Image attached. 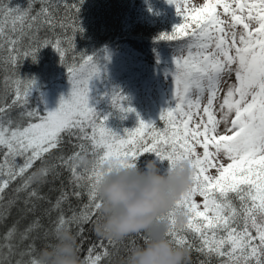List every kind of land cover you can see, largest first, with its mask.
Wrapping results in <instances>:
<instances>
[{
  "label": "snow or ice",
  "instance_id": "6c2138e0",
  "mask_svg": "<svg viewBox=\"0 0 264 264\" xmlns=\"http://www.w3.org/2000/svg\"><path fill=\"white\" fill-rule=\"evenodd\" d=\"M35 2L27 0V7L10 8L9 0L6 4L0 0V15L14 17L12 34L0 29V50L9 53L6 62L13 74L5 80V95L0 97V199L17 179L21 183L16 192L29 189L35 171L28 173L37 161L42 178L50 172L58 176V167L66 169L76 189L72 194L81 197L85 194L81 189L85 190L88 203L67 218L61 213L56 228L76 225L75 235L83 243L84 225L93 223L98 215L95 185L105 172L134 167L145 154L168 165L186 161L192 170L191 184L176 203L186 222L179 230L170 227L169 239L209 260L216 257L219 264H264V0H204L200 5L166 0L183 22L157 39L186 37L179 55L173 56L170 73L175 106L161 110L162 131L137 114V126L124 129L123 135L106 127L108 117L99 116L89 105V82L100 74L94 57L82 53L78 63L68 65V49L59 39H31L44 25L55 27L50 8L53 0H40L41 8L33 14ZM73 8L79 13L78 6ZM73 31L83 29L76 25ZM71 44L74 51V40ZM46 46L58 53L67 68L70 90L56 109L41 114L29 107L35 79H21L17 73L25 58L35 62L38 50ZM126 99L113 91L110 103L122 113L134 112L124 106ZM13 110H18L15 118ZM65 144L73 151L56 156L58 164L49 163L47 157L62 152ZM82 154L93 158L91 168L77 164ZM29 196L37 197V192L32 190ZM67 199L68 194L61 192L54 208L61 209ZM171 218L170 212L161 219L171 225ZM33 226L21 235L22 240ZM133 236L146 238L143 233ZM98 241L88 248L83 264H104L113 256L109 249L122 240L98 237ZM0 264H5L4 259ZM28 264H37L36 258Z\"/></svg>",
  "mask_w": 264,
  "mask_h": 264
},
{
  "label": "trees",
  "instance_id": "16d2710c",
  "mask_svg": "<svg viewBox=\"0 0 264 264\" xmlns=\"http://www.w3.org/2000/svg\"><path fill=\"white\" fill-rule=\"evenodd\" d=\"M3 2L6 4L8 0ZM73 5L79 7V13L75 11ZM8 6L24 8L27 7V0H9ZM40 8V0H36L33 14ZM50 8L55 27L46 24L40 29L38 36L33 32L31 39L36 41L48 39L53 42L59 39L63 47L68 49V65L78 63L82 53L94 57L100 67V74L90 81L89 105L101 117L107 112L106 127L118 135H123L124 129L131 130L130 127L137 125L138 114L141 120L153 122L157 130L162 131L165 122L159 119L155 111L144 110L141 100L147 93L145 88L154 84L153 75L157 74L156 80L163 82L161 77L167 68L166 60L169 59L170 52L179 48L186 39V37L173 41L157 39L161 33L171 32L170 18L177 15L175 7L166 0H83L81 4L79 0H53ZM13 21L14 17L11 15L7 17L0 15V29L12 34ZM60 24L64 27H60ZM76 25H80L83 31L74 33L73 28ZM16 31L19 32L18 21ZM73 40L74 51L71 44ZM28 43L29 40L26 38L22 46L26 48ZM166 47L171 50L164 51ZM8 55L6 50H0V97L5 95V80L13 75L11 67L6 62ZM17 75L21 79H35V85L28 97L29 107L37 109L41 114L47 111L49 103L59 102L64 93L70 90L67 68L51 46L40 48L36 53L35 62L30 57L25 58L19 65ZM113 91L127 97L123 102L124 106H130L135 111L122 113L114 108L110 103ZM7 102L10 103V99ZM17 112L18 110H13L11 113L13 118L17 116ZM73 143L76 141L73 140ZM72 151V146L65 144L62 152L56 151L53 156L47 157V160L49 163L58 164L56 156L61 154L66 156ZM89 157L91 158L90 155ZM152 158L153 155L145 154V157L139 158V162L142 165L145 159ZM17 162H21V159L17 158ZM166 164V161L161 162V167ZM40 167L41 164L37 161L28 174ZM56 171L59 173L58 176L54 177L50 172L42 180L33 182L27 191L16 192L21 183L17 179L3 192V198L0 199V259H4L5 264H17L18 261L28 264L31 259L37 257L41 248L51 243L52 232L61 213L67 218L72 215L73 210L79 212L82 206L88 203L85 190L81 189L85 193L81 197L72 194L76 189L70 184V173L62 167H58ZM32 190L37 192V197L29 196ZM61 192L67 193L68 199L62 202L61 209L58 210L54 205ZM25 201H28L27 204ZM94 222L84 225L83 243L77 238L81 260L87 256V250L92 243L99 244ZM30 226H33L32 230L27 238L22 240L21 235ZM68 227L76 233V225ZM13 228L15 231L6 240L5 237ZM143 240L142 236H130L116 242L109 249L113 252L112 258L106 259L104 264H113L115 258L123 257L132 248L133 241L137 245L143 243ZM116 249H119L118 254ZM189 260L190 264H219L218 258L212 257L209 260L195 250L190 251Z\"/></svg>",
  "mask_w": 264,
  "mask_h": 264
},
{
  "label": "clouds",
  "instance_id": "9594fccd",
  "mask_svg": "<svg viewBox=\"0 0 264 264\" xmlns=\"http://www.w3.org/2000/svg\"><path fill=\"white\" fill-rule=\"evenodd\" d=\"M93 158L82 154L77 164L91 168ZM192 170L186 161L161 167L156 157L138 161L134 167L114 168L105 172L95 185L100 202L94 231L98 237L123 240L143 233V243L117 257L113 264H190V251L175 245L168 237L170 227L181 229L186 222L176 203L191 184ZM42 180L40 171L32 176ZM172 213L171 225L162 220ZM37 264H83L78 254L77 237L66 226L53 230L50 244L37 253Z\"/></svg>",
  "mask_w": 264,
  "mask_h": 264
},
{
  "label": "rangeland",
  "instance_id": "374dc122",
  "mask_svg": "<svg viewBox=\"0 0 264 264\" xmlns=\"http://www.w3.org/2000/svg\"><path fill=\"white\" fill-rule=\"evenodd\" d=\"M195 3L196 5H200L202 3H204V0H187V3L191 4V3ZM183 22V17L182 16H178V15H174L173 18H170V29L172 31L173 26ZM171 49L166 47L164 51L169 52ZM170 56L169 59L166 60V70L164 71V75H162V80L163 82H159V80L157 81V74L153 75L152 77H155L154 80V84L153 86L148 85L145 89V91L147 92L146 95L143 96L141 103H142V108L144 110L148 109V110H153L155 111L156 115L160 116L161 110L169 108V107H174L175 106V99L173 97V81H172V76L170 75L171 71L173 70V56L175 55H179L178 52V48L175 50H172L170 52ZM166 73H168L166 75ZM161 80V79H160ZM90 85V82H89ZM92 86V85H91ZM93 93L94 90L92 88ZM64 93V92H63ZM69 92L64 93L63 97H67ZM222 96V93H221ZM204 102L206 103V97ZM58 106V102H54V103H49L48 104V108L47 111H52L54 109H56V107ZM155 109V110H154ZM107 112L102 114L103 116H106ZM155 116V115H154ZM124 125H126V123H123ZM137 125H133V127L130 128H134ZM202 198L200 197H196L197 201H200Z\"/></svg>",
  "mask_w": 264,
  "mask_h": 264
}]
</instances>
